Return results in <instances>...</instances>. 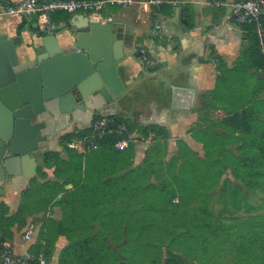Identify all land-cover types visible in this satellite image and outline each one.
Instances as JSON below:
<instances>
[{
	"label": "crops",
	"instance_id": "crops-1",
	"mask_svg": "<svg viewBox=\"0 0 264 264\" xmlns=\"http://www.w3.org/2000/svg\"><path fill=\"white\" fill-rule=\"evenodd\" d=\"M21 1L0 0L7 5ZM160 1L157 6L154 0H128L120 5H107L103 12L91 14L99 20L102 16L97 22L110 23L118 40L123 42L121 50L119 47L122 59L118 62V76L124 87L109 103L100 94L93 93L75 102L56 104L51 111L41 113L45 141L36 153L35 162L29 159L21 175L9 177L0 186V238H10L16 253L35 252L39 233L45 230L49 220H61L59 205L53 206V214L50 211L53 203L47 204L49 195L69 191L79 195L93 193L89 181L102 176L110 179L115 165H120L117 175L130 166L137 170L132 171V175L148 176L152 180L159 176L160 162L173 161L180 166L183 159H173L179 149L185 153V159L201 161L204 158L203 128L219 123L216 130L233 129L238 135L246 129L245 124L226 128L222 120L242 110L252 111L256 116L258 109L254 102L264 99V69L259 67L251 29L228 20L230 3L234 0ZM57 12L54 17L58 21L51 22L52 25L66 23L67 13ZM83 16L88 15L69 14L68 21L79 24L86 20ZM36 22L35 15L29 19L19 14L0 16V33L29 41L37 33ZM56 35L62 48L67 47L70 40L67 33L58 30ZM140 48L148 51L151 64L138 61ZM191 89L195 91L191 109L172 110L173 96L176 94L181 100L180 97L187 96ZM108 106L114 108L134 138L129 148L118 152L121 160L111 159L108 152L96 153L111 149L109 147L86 152L69 148L67 142L85 134L95 112ZM154 128L160 131L156 134ZM68 134L73 136L62 140ZM180 141L184 144L178 143ZM147 152H150L149 157ZM143 164H150L149 169L141 171ZM66 178L70 183H63ZM46 183L53 185H47L39 193L46 194L48 209H43L45 204L40 212L26 215V224L32 222L35 231L25 242L22 240L25 226L18 230L10 217L24 202L23 195L28 188L30 191ZM83 183L90 189H85ZM43 203L44 200L39 204ZM37 208L31 206L27 210ZM66 241L64 235L56 240L58 244ZM58 255L55 251L48 256V264H57Z\"/></svg>",
	"mask_w": 264,
	"mask_h": 264
},
{
	"label": "rangeland",
	"instance_id": "rangeland-1",
	"mask_svg": "<svg viewBox=\"0 0 264 264\" xmlns=\"http://www.w3.org/2000/svg\"><path fill=\"white\" fill-rule=\"evenodd\" d=\"M254 107L262 108L258 119H263L264 99H257ZM106 152L113 160L122 158L111 149L96 151L98 154ZM158 165L159 176L152 180L148 176L138 178L135 175L129 180L124 179L123 174H116L120 165H113L110 179L102 176L89 181L91 184L95 182L97 186L104 180L116 181L124 186L123 195L115 194L112 201L104 199L105 188H100L98 193L102 200L99 203L92 204V199L96 200L97 197L90 194L70 195L63 192L49 195L47 204L53 203L50 208L53 214V206L58 205L56 202H68L72 198L81 201L82 204L77 206V222L73 224V227L79 224L80 232L72 234L73 239L98 234L123 258L114 264H151L152 261L163 264L168 249L191 259L195 257L199 264H264L263 198H258L256 207L246 212L238 208L223 212L214 209L205 213L201 209L203 193H196L188 197L187 201H182L179 192L185 195L186 190L176 185L173 179L175 175L189 178L198 192L218 190V180L211 173H206L203 166L195 170L192 167L176 166L173 161L160 162ZM148 166L150 164H143L140 170H148ZM128 170L137 171L130 166L125 172ZM44 201L41 205L37 204L36 208L43 207L46 204ZM47 204L44 210L48 209ZM59 206L63 218L65 207ZM194 213L199 217L209 215L213 224H222L227 228L213 234L203 226H189ZM64 237L66 243L55 242L52 249V253L56 251L59 257L69 244L67 237ZM240 246L244 248L239 249Z\"/></svg>",
	"mask_w": 264,
	"mask_h": 264
},
{
	"label": "water",
	"instance_id": "water-1",
	"mask_svg": "<svg viewBox=\"0 0 264 264\" xmlns=\"http://www.w3.org/2000/svg\"><path fill=\"white\" fill-rule=\"evenodd\" d=\"M83 17L79 24L52 25L50 33L37 30L29 41L0 33V186L21 175L29 159L35 162L45 141L41 113L93 93L109 103L124 87L118 76L123 42L110 23ZM58 30L69 36L67 47ZM187 92L181 100L173 96L172 110L191 109L195 91Z\"/></svg>",
	"mask_w": 264,
	"mask_h": 264
},
{
	"label": "trees",
	"instance_id": "trees-1",
	"mask_svg": "<svg viewBox=\"0 0 264 264\" xmlns=\"http://www.w3.org/2000/svg\"><path fill=\"white\" fill-rule=\"evenodd\" d=\"M58 13L59 11L57 14ZM54 14H56V12L52 13L50 16L51 22L58 21L54 17ZM68 17L69 14L65 16V21H68ZM253 41L255 48L258 51L257 54L260 61L259 67L264 69V62L259 52L255 35ZM259 112L260 109L257 110V114L254 116L252 111L248 112L242 110L233 113L222 120V124L225 125L226 128H237L241 127L242 124H245L244 127L246 129L240 131L238 135H235L236 131H233V129L227 128L226 130H216L219 123L211 124L203 128L201 130V136L204 141V158L201 159V161H197L194 158L185 159V153L179 149L177 155L173 159L175 161L183 159L180 164L181 167H192L197 170L198 167L203 166L205 168L204 171L206 173H211L212 177L217 179L219 183L218 190L198 192L189 178L175 175L173 180L177 183L176 185L182 186L183 189L186 190L185 195L179 192L182 201H187L188 197L195 195L196 193H203L201 198V209L203 212L207 213L214 209L223 212L233 211L238 208H243L246 212L249 211V209L256 207V201L258 198L264 199V118L261 120L258 119ZM154 129L156 134L160 131V128ZM222 129H224V127H222ZM72 136V134L65 135L62 140L70 139ZM114 140V137H109L103 141L102 146L113 149L111 144ZM239 142H241V144H239ZM178 143L184 144L182 141ZM234 144L236 146H233ZM186 150L188 153L190 152L187 147ZM115 152L118 153L119 151L115 150ZM191 154L194 156V153ZM147 155L149 157L150 152H147ZM131 171L132 170H128V172L126 171L123 173V177H125L124 179L129 180L128 178H134V175H131ZM100 182L101 183L98 186L95 182L91 184V190L94 192L89 194L92 197H97L96 200L92 199V204L99 203L102 200L100 193H98V189L100 188H105L104 199H108V201H112L111 199L115 197V194L123 195L125 192V187L120 186L116 181L111 182L109 180H104ZM63 183H70V180L66 178ZM47 185L53 184H42L39 187L36 186L35 189L30 191L28 188L24 193V202L18 208L16 214L10 217L11 222H16L18 230L26 225L25 217L28 213L40 212V208L27 210V207H36L37 204L39 205L37 201L40 203L43 202L46 194H41L39 192H41V190ZM82 186L85 189H90L87 183H83ZM128 192L132 193L131 191ZM67 193L74 195V193L70 191ZM89 200L91 201V197H89ZM56 203L65 207L64 217L59 221L49 220L45 230L39 233L35 252L42 251L47 257L50 256L58 236L64 235L67 237L69 244L61 253L58 264H114L116 260L123 259L117 253L115 248L98 234L73 239L72 234L80 232L79 224L78 227H73V224L74 222H77V206L78 204H82L81 201L72 198V200L68 202ZM1 211L2 206H0V212ZM196 221H199V223L196 224ZM189 224V226H203L206 229H209L213 234L216 233L217 230L223 231L227 228V226L222 224H213L211 217L206 214L203 217H199L198 214L194 213ZM243 248L244 247L241 246L239 247V249ZM193 258L194 259L182 256L168 249L163 264H199L195 257ZM151 264L158 263L152 261Z\"/></svg>",
	"mask_w": 264,
	"mask_h": 264
},
{
	"label": "built area",
	"instance_id": "built-area-1",
	"mask_svg": "<svg viewBox=\"0 0 264 264\" xmlns=\"http://www.w3.org/2000/svg\"><path fill=\"white\" fill-rule=\"evenodd\" d=\"M128 0H22L16 5H7L0 2V16L19 14L27 19L35 15L37 18V30L42 33L52 31L50 16L61 11L67 14L84 13L91 14L103 12L107 5H120ZM158 6L160 0H154ZM101 16V15H100ZM94 17V18H93ZM91 18L101 21L102 16L93 15ZM264 0H234L230 3L228 20L238 26L249 27L255 35L259 52L264 62ZM70 21V20H69ZM68 21V22H69ZM159 28V25H156ZM138 61L142 64H151L148 51L140 48ZM109 137L115 140L111 144L116 151H124L130 147L134 138L131 136L126 124L120 120L112 106L97 110L89 126V130L67 142L69 148L86 152L97 149L103 145V141ZM35 231V225L30 222L25 225L22 232V240L29 241ZM0 264H48V257L42 252H27L18 254L13 249V242L8 237L0 238Z\"/></svg>",
	"mask_w": 264,
	"mask_h": 264
}]
</instances>
